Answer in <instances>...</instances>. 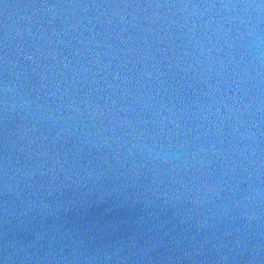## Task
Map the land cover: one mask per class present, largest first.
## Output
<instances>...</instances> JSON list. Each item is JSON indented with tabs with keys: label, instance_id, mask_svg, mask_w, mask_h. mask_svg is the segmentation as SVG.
Here are the masks:
<instances>
[{
	"label": "water",
	"instance_id": "1",
	"mask_svg": "<svg viewBox=\"0 0 264 264\" xmlns=\"http://www.w3.org/2000/svg\"><path fill=\"white\" fill-rule=\"evenodd\" d=\"M0 264H264V0H0Z\"/></svg>",
	"mask_w": 264,
	"mask_h": 264
}]
</instances>
